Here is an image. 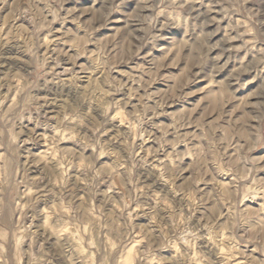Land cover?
Segmentation results:
<instances>
[{
	"label": "rangeland",
	"instance_id": "1",
	"mask_svg": "<svg viewBox=\"0 0 264 264\" xmlns=\"http://www.w3.org/2000/svg\"><path fill=\"white\" fill-rule=\"evenodd\" d=\"M0 264H264V0H0Z\"/></svg>",
	"mask_w": 264,
	"mask_h": 264
}]
</instances>
